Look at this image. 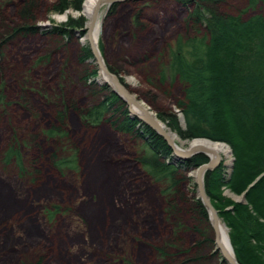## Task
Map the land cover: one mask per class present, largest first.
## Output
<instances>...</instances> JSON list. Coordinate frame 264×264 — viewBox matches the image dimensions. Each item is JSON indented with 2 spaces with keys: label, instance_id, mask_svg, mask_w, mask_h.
<instances>
[{
  "label": "rangeland",
  "instance_id": "1",
  "mask_svg": "<svg viewBox=\"0 0 264 264\" xmlns=\"http://www.w3.org/2000/svg\"><path fill=\"white\" fill-rule=\"evenodd\" d=\"M24 1L0 0V42L10 29L24 26L18 13ZM55 2L36 0L27 20L42 29L15 35L0 48V264H160L158 249L169 254L188 250L189 258L213 255L189 264H227L213 252L211 227L186 212L199 199L195 181L188 176L190 165L181 173L187 181L179 187L178 213L169 217L160 188L136 163L141 142L116 133L107 122L98 126L83 122L80 112L93 106V93L102 87L100 71L91 88L89 82H82L85 72L97 67L93 58L82 63L80 57L87 43L81 37L87 22L83 4L80 11H65L69 17L58 22L54 16L63 14L51 10ZM218 3L220 12H245L244 18L262 10L259 5L249 7L248 0ZM193 8L176 0L107 4L101 10L97 38L101 60L110 74L123 86L127 84L128 94L149 108L166 131L182 142L195 139H182L157 114H175L180 129H185L184 116L177 107L183 89L178 81H171L167 64L169 48L179 38L199 37L185 24ZM154 17L159 24L148 20ZM79 19L83 27L65 26ZM55 26L72 29L70 38L53 34ZM105 95L100 94L98 101ZM64 103H71L63 129L66 145L77 152V169L71 172H59L52 165L54 141L45 133L55 126V116L64 111ZM222 144L231 153L219 162L226 174L235 158L229 145ZM11 145L18 147L27 176L19 174L14 161L3 162L2 155ZM222 195L233 202L239 197L228 189H223ZM53 209L56 212L50 216ZM202 233L211 239V248L199 245ZM175 240L178 251L171 243ZM181 253L176 255L178 262L186 259Z\"/></svg>",
  "mask_w": 264,
  "mask_h": 264
},
{
  "label": "trees",
  "instance_id": "2",
  "mask_svg": "<svg viewBox=\"0 0 264 264\" xmlns=\"http://www.w3.org/2000/svg\"><path fill=\"white\" fill-rule=\"evenodd\" d=\"M83 1L56 0L51 10L59 14L69 9L80 11ZM218 4V0H196L185 24L199 37L179 38L168 51V76L171 81H178L183 89V99L177 103V107L184 116L185 129H180L173 113L157 116L184 140L205 138L229 145L235 158L231 175L228 177L224 173L222 165L207 171L203 177L204 190L212 207L229 229L236 260L240 264H264V0H248L249 7L259 5L262 8L248 18L243 17L245 12L224 14L219 11ZM34 6L36 0L23 2L18 13L25 24L10 29V34L2 36L4 39L0 42V48L15 35L42 29L41 26L30 25L31 22L27 20L33 14ZM72 22L65 26L81 28L84 25L82 19ZM53 34L67 39L72 29L55 26ZM85 45L80 50L82 63L93 58L90 47ZM96 68L87 70L82 79L84 84L89 82L90 88L96 84L99 72ZM163 74L160 72L161 81L165 80ZM101 85L100 91L96 90L92 95L95 103L82 110L80 117L91 126L107 122L116 133L132 136L141 142L136 163L160 188V195L167 207L166 214L169 217L176 215L175 202L182 196L179 187L187 181L181 174L182 170L190 165L193 171L207 163L208 159L204 155L189 160L176 159L167 143L154 130L136 117H131L125 103L107 84ZM102 93L106 95L98 101ZM70 105L65 104L64 111L55 116V126L45 132L54 141L55 150L50 161L59 172L77 169V152L66 145L67 135L63 131ZM2 156L4 163L14 161L19 174L27 176L18 147L9 146ZM223 189L237 196L245 193L246 203L226 199L222 195ZM187 208L190 210L186 212L195 214L192 216L194 220L210 226L207 212L199 199ZM55 212L53 209L48 214L52 216ZM176 226L180 227L179 224ZM194 229L199 232L197 228ZM202 237L204 239L199 245L206 244L211 248V239L205 238L204 234ZM171 243L178 251L175 245L177 241ZM158 251L161 253L160 264H189L213 256L211 253L209 257L189 258L186 257L188 250L172 254L163 249ZM180 253L186 259L178 262L176 255Z\"/></svg>",
  "mask_w": 264,
  "mask_h": 264
},
{
  "label": "water",
  "instance_id": "3",
  "mask_svg": "<svg viewBox=\"0 0 264 264\" xmlns=\"http://www.w3.org/2000/svg\"><path fill=\"white\" fill-rule=\"evenodd\" d=\"M121 2V0H111L109 1L108 5L110 6L111 4L117 3V2ZM89 47L91 50V53L93 55V58L96 62V65L98 67V69H100L101 71H103V73L108 77L110 84L109 88L112 92H114L115 94L118 95V97L124 102L126 103V105L128 106V111L130 116H135L139 121L143 122L145 125H147L149 128H151L152 130H154L169 146V148L172 151V155L180 160H189L190 158H192L195 155H204L206 158H208L206 152L204 150H179L177 151L175 148V145L171 142L168 132L166 130H163V128H160L159 125V120L156 118L155 114H152V112H150L148 109L144 108L143 106H141L140 102L136 99H134L132 96H130L128 94V92L125 89V86H123V84L121 82H119V80L117 79L116 76L111 75L110 72L108 71V69L105 67V65L103 64L102 60H101V55L99 54V50L98 48H95L91 42H89ZM131 107H135L139 110V113H135L133 112V110H131ZM233 161L231 162L230 166H229V171H228V177L231 175V172L233 170ZM220 159H217L213 164H211L208 160L207 163L199 165L196 168V171H198V175L194 178L195 184L197 186V193H198V198L201 200V203L204 206V209L207 212L208 215V220H209V224L211 226V229L213 230L214 234H215V239H214V245H215V249H214V253H219L221 255L222 261H224L227 264H240L236 258L235 255L233 253L232 257L220 246V244L218 243L217 240V236H216V223L217 220H219L217 212L215 211V209L212 207V205L210 204L209 198L205 193L204 190V186H203V177L204 174L207 171H212L215 168H217L219 166ZM236 198V202L237 203H246V197H245V193L240 195L239 197H234ZM213 215V217H212ZM228 235V234H227ZM228 241L230 243V239L228 237ZM231 245V243H230ZM232 248V245H231ZM233 251V249H232Z\"/></svg>",
  "mask_w": 264,
  "mask_h": 264
},
{
  "label": "bare ground",
  "instance_id": "4",
  "mask_svg": "<svg viewBox=\"0 0 264 264\" xmlns=\"http://www.w3.org/2000/svg\"><path fill=\"white\" fill-rule=\"evenodd\" d=\"M109 1H111V0H84L83 1L82 14L87 19L86 30H85L83 40L87 41L86 44L88 46H89V43H88V41H89V42H91V44L95 48L98 47L97 46V38H98V34H100L99 29L101 26L102 13H103V11L101 12V10L104 7H106V5L109 3ZM68 17H69V14H68V12H66L63 15H55L54 19L58 22H62ZM98 70L100 71L99 73L101 76L99 78L100 84H107L108 83L110 85V81H109L108 77L103 73V71H101L100 69H98ZM126 78H128V77H126ZM127 81L130 83L129 79ZM140 104L144 108L149 109L143 103H140ZM131 110H133V112H135V113H139V110L135 107H131ZM159 125H160V128H163V130H166L165 126H163L162 123L159 122ZM168 135H169L171 142L175 145V148H177L176 149L177 151H179V150H190V149L194 150V151H197L200 149L204 150L206 152L208 159H209V162L211 164H213L217 159H220L221 157L229 158L231 155L229 148L222 143L211 142L208 140H199V139H195V140L188 141V142H182V141H180V139L177 137L176 134L168 132ZM176 141H178L181 146H179L176 143ZM184 145L186 146L185 149L182 148V146H184ZM197 175H198V171H196V170L195 171L193 170L189 174V176L192 177L193 179ZM200 202H201V200H200ZM212 217H213V215H212ZM227 234L228 233H227L226 226L222 223V221L220 219L217 220L216 236H217L218 243L232 257L233 251H232L231 245L228 241V235Z\"/></svg>",
  "mask_w": 264,
  "mask_h": 264
},
{
  "label": "flooded vegetation",
  "instance_id": "5",
  "mask_svg": "<svg viewBox=\"0 0 264 264\" xmlns=\"http://www.w3.org/2000/svg\"><path fill=\"white\" fill-rule=\"evenodd\" d=\"M167 1V0H166ZM176 3H179V4H187V3H189V4H191V5H193L194 3H196V0H176ZM159 9H161L160 7H159ZM148 20H153V22L155 21L157 24H159V22H158V17H154V18H152V19H148ZM93 60H94V58H93ZM126 105V104H125ZM128 109V108H127ZM130 115V114H129ZM132 117V116H131ZM133 117H135V116H133ZM222 262H224V261H222ZM225 263V262H224Z\"/></svg>",
  "mask_w": 264,
  "mask_h": 264
}]
</instances>
